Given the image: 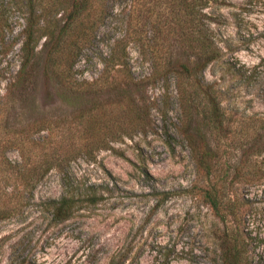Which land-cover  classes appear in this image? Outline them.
Listing matches in <instances>:
<instances>
[{"label": "rangeland", "instance_id": "rangeland-1", "mask_svg": "<svg viewBox=\"0 0 264 264\" xmlns=\"http://www.w3.org/2000/svg\"><path fill=\"white\" fill-rule=\"evenodd\" d=\"M172 9V4L161 5L157 0H138L133 6L126 0L115 4L95 25L92 19L84 22L77 37L76 78L85 84L105 80V85H113L111 74H117L111 70L107 77L102 71L115 45L127 56L132 80L129 85L106 86L98 96L105 100V142L111 141L90 156L78 154L68 167L74 184L91 186L103 197L57 223L45 205L63 193V173L57 167L47 171L29 194L15 195L17 183H1L6 192L1 201L9 195L21 201L0 219V264H116L122 260L120 264H223L225 225L198 193L197 186L206 177L191 156V147L205 149L202 135L210 147L218 146L217 168H230L228 180L236 181L237 168L247 179L254 162L261 169L257 183L240 191L247 192L251 201L250 261L264 264V130L254 131L264 125V0H208L206 6L196 8V23L208 21L221 48L219 58L203 74L223 114L219 141L205 134L203 127L198 131L199 119L193 108L182 110L188 99L182 101L175 84L152 74L165 66L166 57L174 58L180 67L192 55L193 50L177 35L163 36ZM185 17L184 12L180 18ZM20 29L16 24L13 33ZM122 92L128 97L119 101ZM35 99L47 118L55 119L66 109L47 80L39 82ZM28 116L32 113L25 110L21 121L27 122ZM183 129L196 147L181 135ZM109 132L115 137H109ZM254 134L259 135L257 140ZM4 155L18 159L12 148ZM158 191L168 195L157 206Z\"/></svg>", "mask_w": 264, "mask_h": 264}, {"label": "trees", "instance_id": "trees-1", "mask_svg": "<svg viewBox=\"0 0 264 264\" xmlns=\"http://www.w3.org/2000/svg\"><path fill=\"white\" fill-rule=\"evenodd\" d=\"M125 1L2 0L0 3V219L8 217L21 201L17 198L12 200V195L1 201L6 194L1 183H17L12 191L14 193L15 190V195L29 194L52 167H57L63 173V193L45 202L54 222H64L79 210L102 199V192H97L93 187L82 188L74 184L68 176V167L78 154L90 156L95 148H105L111 141L105 142V100L100 101L98 96L105 93L106 86L114 88L122 82L129 85L132 80L127 70L126 54L115 50L114 45L105 59L102 72L107 77L111 70L116 73L117 77L111 74V80L115 83L107 82L105 85V80L103 84L80 82L74 74L78 58L77 37L86 20L92 19L95 25L108 16L115 4ZM128 1L133 6L138 0ZM157 1L161 5L170 3L173 6V24L170 20L163 36L177 35L185 47L193 51L180 67L175 66L174 58L166 57L165 66L157 67L152 74L172 81L182 101L188 99V105H181L182 110L194 109L193 114L199 119L198 131L203 127L205 134L219 141L223 114L215 102L214 90L203 74L206 66L219 58L221 48L215 43L209 22L198 25L195 21L197 5L203 8L208 0ZM150 11L147 8V12ZM184 12L186 17L180 18L181 15L184 17ZM202 15L206 16L205 13ZM16 24L21 25V29L14 34ZM41 37L44 40L39 47ZM45 80L52 82L59 104L66 108L55 119L45 117L37 108V87L40 81ZM127 97L124 92L118 95L119 101ZM25 110L26 113L31 112L32 116H28L27 122H22ZM260 127L264 130V125L257 126L255 133ZM114 135L111 133L109 137ZM181 135L196 147L195 140L186 130H181ZM258 136L254 134V140ZM201 137L205 149L191 147V156L195 167L206 177L205 182L197 186L198 193L225 225L222 262L251 264L249 246L252 238L247 224L251 201L247 192L240 190L245 185H255L261 176V169L254 162L247 172V179L245 172L237 168L233 172L236 181L232 178L228 180L230 168L227 165L217 168L220 155L218 146L210 147L204 135ZM8 148L16 150L18 159L5 157ZM155 195L158 206L166 199L168 192L158 191ZM109 264H113V261Z\"/></svg>", "mask_w": 264, "mask_h": 264}]
</instances>
